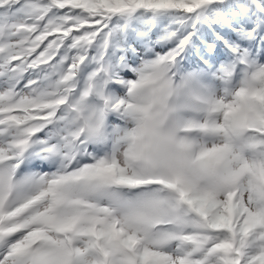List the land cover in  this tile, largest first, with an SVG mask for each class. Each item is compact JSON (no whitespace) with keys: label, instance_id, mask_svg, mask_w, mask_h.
<instances>
[{"label":"snow or ice","instance_id":"1","mask_svg":"<svg viewBox=\"0 0 264 264\" xmlns=\"http://www.w3.org/2000/svg\"><path fill=\"white\" fill-rule=\"evenodd\" d=\"M160 14L174 47L127 89L163 100L204 70L181 171L125 150L110 91L113 40ZM0 264H264V0H0Z\"/></svg>","mask_w":264,"mask_h":264},{"label":"clouds","instance_id":"2","mask_svg":"<svg viewBox=\"0 0 264 264\" xmlns=\"http://www.w3.org/2000/svg\"><path fill=\"white\" fill-rule=\"evenodd\" d=\"M170 94L163 100H158L149 87H134L129 93L126 89L122 93L110 90L116 96L123 95L130 106L132 117L129 127L137 130V138L131 140L130 145H124L125 150L130 146L139 150L142 145L149 144L146 159L161 169L186 170L182 150L172 138L179 136L177 117L187 115L188 110L199 106V88L190 84L181 85L179 77L174 81ZM144 132V138L139 137Z\"/></svg>","mask_w":264,"mask_h":264},{"label":"trees","instance_id":"3","mask_svg":"<svg viewBox=\"0 0 264 264\" xmlns=\"http://www.w3.org/2000/svg\"><path fill=\"white\" fill-rule=\"evenodd\" d=\"M126 23L128 24V28L127 31L124 32L125 38H130L131 41H137L141 44L150 42L154 47L157 44V48H154V52L160 49L159 56L163 53H166L170 48L174 47V45L171 43L170 34L168 32L170 20L166 18L164 14L153 15L151 17L138 16L136 18L130 19ZM122 37L123 34L121 30V35L118 38H115L112 42L111 56L108 59L113 68V73L116 68V61L120 59V54L124 49H126L127 41ZM208 45H216L215 40L208 37L197 36L192 42L191 54L196 55L197 58H200V49L201 46H203V50L207 52L209 56H212L210 53L212 51L215 53L216 47L209 49ZM185 51H187V49ZM185 59H187V57H185ZM201 69L202 68H197L196 73ZM177 70L178 73L190 71V69H188L182 61L177 65Z\"/></svg>","mask_w":264,"mask_h":264},{"label":"rangeland","instance_id":"4","mask_svg":"<svg viewBox=\"0 0 264 264\" xmlns=\"http://www.w3.org/2000/svg\"><path fill=\"white\" fill-rule=\"evenodd\" d=\"M137 48L132 51L131 54H128L129 60L127 62V66L125 68V72L122 73V80L121 84L119 85V89L115 91L116 93H122L124 92L128 87V82L131 80H135L136 76L138 74V70L143 67L144 64L151 62L146 61L144 59H147L148 55L146 52L148 50L142 49L140 45L136 46ZM132 60L135 61V63H132ZM211 67V64L209 65ZM206 77L204 76V70H200L196 73V79L193 80L191 84L195 85L197 88H201L203 83H206Z\"/></svg>","mask_w":264,"mask_h":264}]
</instances>
